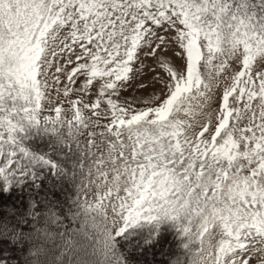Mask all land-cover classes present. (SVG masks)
Segmentation results:
<instances>
[{
  "label": "snow or ice",
  "instance_id": "snow-or-ice-1",
  "mask_svg": "<svg viewBox=\"0 0 264 264\" xmlns=\"http://www.w3.org/2000/svg\"><path fill=\"white\" fill-rule=\"evenodd\" d=\"M0 197V264H264V0H0Z\"/></svg>",
  "mask_w": 264,
  "mask_h": 264
},
{
  "label": "trees",
  "instance_id": "trees-1",
  "mask_svg": "<svg viewBox=\"0 0 264 264\" xmlns=\"http://www.w3.org/2000/svg\"><path fill=\"white\" fill-rule=\"evenodd\" d=\"M35 146L40 149H43L44 151H47L46 141L37 140L35 142ZM64 187L67 190L68 194L74 195L75 188L71 184L65 182ZM26 200L27 197L23 194H18L16 197L8 198V201L11 203H15V206L18 208L22 206L26 207ZM17 201H19V203H17ZM3 203V198L0 197V214H2ZM178 242L179 241L175 234V231L168 226H164L159 243L152 250V254L146 257L145 259L150 260L151 264H164L169 255L181 251L178 248ZM162 253L164 254L162 255Z\"/></svg>",
  "mask_w": 264,
  "mask_h": 264
}]
</instances>
